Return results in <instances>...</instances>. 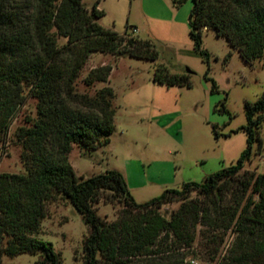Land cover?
<instances>
[{
  "label": "trees",
  "instance_id": "16d2710c",
  "mask_svg": "<svg viewBox=\"0 0 264 264\" xmlns=\"http://www.w3.org/2000/svg\"><path fill=\"white\" fill-rule=\"evenodd\" d=\"M192 1L190 35L198 53L208 60L203 33L214 31L226 37L247 63L261 59L264 64V0ZM99 3L89 9L84 0H0V142L28 97L37 99V117L28 120L29 126L21 127L18 135L27 173L0 174V264L3 255L22 253L41 254L35 264H61L52 243L32 237L39 233L46 204L55 194L65 197L89 226L83 264H184L180 250L193 245L195 229L202 223L214 230L233 228L252 240L261 233L264 239V173L238 179L255 145L261 144L264 92L246 106L247 124L242 127L247 132L246 149L234 164L203 182L166 189L139 204L117 170L78 180L70 162L74 145L93 152L108 146L115 131V92L107 85L113 67L102 65L87 73L83 82L88 87L105 84L93 97L76 88L93 53L153 61L154 82L191 86L189 74L172 73L158 63L159 52L151 41L132 37L128 30L120 34L103 27ZM236 180L241 184L233 192L235 206L223 208L218 202ZM102 190L125 203L116 222H106L94 210L93 201ZM192 192L211 199L220 209L219 218H213V210L199 198L188 200ZM174 201L181 205L167 219L160 209ZM254 241V251L233 255L232 264H248L255 253L264 256V242Z\"/></svg>",
  "mask_w": 264,
  "mask_h": 264
},
{
  "label": "rangeland",
  "instance_id": "374dc122",
  "mask_svg": "<svg viewBox=\"0 0 264 264\" xmlns=\"http://www.w3.org/2000/svg\"><path fill=\"white\" fill-rule=\"evenodd\" d=\"M96 1L84 0V3L91 9ZM99 1V9L104 11L99 20L103 27L120 34L128 30L132 37L151 41L159 52L158 63L166 65L172 73L189 74L191 86L154 82L157 63L153 61L93 53L76 88L81 95L93 97L105 84L88 87L83 82L87 73L102 65L113 67L107 85L115 92V131L108 146H97L93 152L74 145L70 162L78 180L117 170L125 176L136 202L142 204L159 197L166 189L180 188L191 181L203 182L207 176L234 164L247 146V132L242 129L247 124L246 106L256 103L264 92L263 61L247 63L226 37L214 31L203 33L202 49L209 53L206 60L195 50L190 35L192 0ZM36 106L37 99L29 96L0 142V174L27 173L18 135L21 127L29 126L28 120L37 117ZM259 137L261 144L255 145L252 159L238 177L240 181L251 174L264 173V122ZM240 184L234 181L231 190L224 193V200L218 202L223 208L235 206L233 192ZM251 194L252 189L248 190L242 206ZM196 198L213 210V218H219L220 209L213 206L211 199L192 192L188 200ZM180 205L181 202L174 201L160 212L169 219ZM93 207L102 219L113 223L122 216L125 203L102 190ZM195 232L193 245L180 250L184 264L189 259L199 264H232L233 255L249 248L254 251L253 240L264 242L261 233L252 240L239 236L233 228L214 230L204 223ZM88 234L89 226L83 216L65 197L55 194L46 204V218L39 233L32 237L52 243L61 264H83V245ZM8 241L6 236L5 246ZM40 255L5 254L2 263L35 264ZM248 264H264V256L255 253Z\"/></svg>",
  "mask_w": 264,
  "mask_h": 264
},
{
  "label": "built area",
  "instance_id": "2783aa9c",
  "mask_svg": "<svg viewBox=\"0 0 264 264\" xmlns=\"http://www.w3.org/2000/svg\"><path fill=\"white\" fill-rule=\"evenodd\" d=\"M188 264H199L198 261L193 260V259H189L188 260Z\"/></svg>",
  "mask_w": 264,
  "mask_h": 264
}]
</instances>
